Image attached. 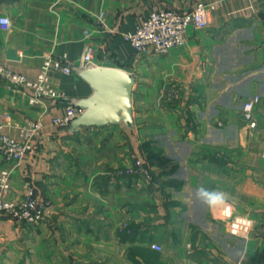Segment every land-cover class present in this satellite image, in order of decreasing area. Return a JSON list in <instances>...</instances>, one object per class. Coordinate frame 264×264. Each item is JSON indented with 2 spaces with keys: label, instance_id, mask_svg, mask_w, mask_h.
I'll return each instance as SVG.
<instances>
[{
  "label": "crops",
  "instance_id": "crops-1",
  "mask_svg": "<svg viewBox=\"0 0 264 264\" xmlns=\"http://www.w3.org/2000/svg\"><path fill=\"white\" fill-rule=\"evenodd\" d=\"M199 2L215 7L183 46L137 54L124 38L151 11ZM2 14L0 64L33 79L50 55L70 72L49 69L61 95L36 103L0 84V135L41 122L24 159L0 155L5 197L31 184L51 205L36 223L0 211V264H264V0H0ZM87 44L95 64L133 78L130 121L51 123L94 91L76 70ZM135 158L150 181L123 173ZM201 185L227 199L209 207Z\"/></svg>",
  "mask_w": 264,
  "mask_h": 264
},
{
  "label": "built area",
  "instance_id": "built-area-1",
  "mask_svg": "<svg viewBox=\"0 0 264 264\" xmlns=\"http://www.w3.org/2000/svg\"><path fill=\"white\" fill-rule=\"evenodd\" d=\"M214 3H197L187 11H176L172 9H158L151 11L133 31L125 32L124 38L130 43L137 54H142L148 47L156 54H165L173 48L185 44V31L189 25L202 28L207 25L210 12L214 9ZM10 20L6 15H0V28L7 30L10 27ZM87 30H85V33ZM95 48L87 44L80 56L79 66L94 63ZM55 69L69 73L70 68L63 62V59L45 55L37 75L27 78L24 74L15 72L0 64V84L28 90V102L36 103L43 98L58 97L61 94L50 83L48 70ZM260 96L254 94L242 103V111L249 113ZM82 112V108L72 103L65 106L64 113L51 118V123L56 126H65L74 117ZM254 125V121L249 123ZM41 122L38 119L28 120L19 127L16 136L7 134L0 135V155L7 162L17 164L32 151V140L39 133ZM264 156V144L262 147ZM125 174L137 175L141 181L148 182L150 169L141 158H135L131 166L123 170ZM10 190V170L0 169V211L15 218L20 222H39L49 211L50 202L38 197L35 188L31 184L25 186L24 194L17 200L6 199L5 195ZM155 250H161L158 243H151Z\"/></svg>",
  "mask_w": 264,
  "mask_h": 264
},
{
  "label": "water",
  "instance_id": "water-1",
  "mask_svg": "<svg viewBox=\"0 0 264 264\" xmlns=\"http://www.w3.org/2000/svg\"><path fill=\"white\" fill-rule=\"evenodd\" d=\"M78 74L93 85V93L86 99L72 104L82 112L68 124H104L119 120L130 121L131 90L133 78L122 68L104 67L88 63L77 67ZM98 105V114L91 115L90 107Z\"/></svg>",
  "mask_w": 264,
  "mask_h": 264
},
{
  "label": "clouds",
  "instance_id": "clouds-1",
  "mask_svg": "<svg viewBox=\"0 0 264 264\" xmlns=\"http://www.w3.org/2000/svg\"><path fill=\"white\" fill-rule=\"evenodd\" d=\"M197 198L207 204L209 207L214 208L222 204L227 199V193L221 191H210L203 185L199 186L196 190Z\"/></svg>",
  "mask_w": 264,
  "mask_h": 264
},
{
  "label": "rangeland",
  "instance_id": "rangeland-1",
  "mask_svg": "<svg viewBox=\"0 0 264 264\" xmlns=\"http://www.w3.org/2000/svg\"><path fill=\"white\" fill-rule=\"evenodd\" d=\"M144 161V160H143ZM144 163L146 164V162L144 161ZM147 165V164H146ZM148 166V165H147ZM149 167V166H148ZM149 169L151 170V168L149 167ZM150 179H151V173H150Z\"/></svg>",
  "mask_w": 264,
  "mask_h": 264
},
{
  "label": "trees",
  "instance_id": "trees-1",
  "mask_svg": "<svg viewBox=\"0 0 264 264\" xmlns=\"http://www.w3.org/2000/svg\"><path fill=\"white\" fill-rule=\"evenodd\" d=\"M150 173H151V170H150ZM125 174V173H124ZM128 175V174H127ZM148 181H150V179L148 180Z\"/></svg>",
  "mask_w": 264,
  "mask_h": 264
}]
</instances>
